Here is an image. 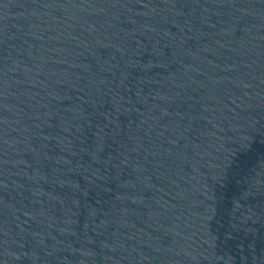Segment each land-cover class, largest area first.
<instances>
[{
	"label": "water",
	"instance_id": "water-1",
	"mask_svg": "<svg viewBox=\"0 0 264 264\" xmlns=\"http://www.w3.org/2000/svg\"><path fill=\"white\" fill-rule=\"evenodd\" d=\"M0 264H264V0H0Z\"/></svg>",
	"mask_w": 264,
	"mask_h": 264
}]
</instances>
